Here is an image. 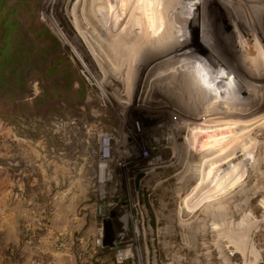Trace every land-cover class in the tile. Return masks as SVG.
Listing matches in <instances>:
<instances>
[{
	"label": "rangeland",
	"instance_id": "obj_1",
	"mask_svg": "<svg viewBox=\"0 0 264 264\" xmlns=\"http://www.w3.org/2000/svg\"><path fill=\"white\" fill-rule=\"evenodd\" d=\"M91 1L40 2L39 18L59 39L83 86L75 81L79 91L70 99L59 97L44 104L36 103L44 82L34 80L25 107L0 105V164L11 136L25 137L33 162L37 155L42 157L38 150L43 145L46 183L61 184V195L76 198V213L99 232L95 209L99 137L115 134L114 179L107 189L122 198L119 205L127 204L124 209H129V202L139 204L144 224L134 240L137 264H207L226 258L233 248L226 247L227 240L220 239L225 244L221 249L213 233L186 236L192 227L206 225L210 230L202 205L211 193L229 201L233 226H251L244 236L247 244H242L251 255L246 264L259 259L264 264V75L252 65L249 69L236 65L227 51L221 59L209 50L217 59L212 64L226 68L217 75L206 65L209 58L193 45L198 14L203 25L205 19L213 23L209 10L217 6L233 45L248 49L253 43L254 67L264 69V0H126L121 15L111 13L106 20L86 11ZM178 26L181 30L185 26L182 33ZM236 27L244 33L242 38L234 35ZM160 34L167 38V47L154 50L151 44ZM125 148L133 155L125 154ZM129 160L126 167L118 165ZM209 164L222 175L209 180L205 174L201 187L206 192L200 194L189 170L194 165L213 167ZM28 167L34 184L36 166L31 162ZM70 183L72 190H66ZM200 200L201 205L194 206ZM124 209L108 210L117 228ZM105 250V260L116 261L115 249ZM197 252L204 254L200 261ZM230 257L241 263L239 254Z\"/></svg>",
	"mask_w": 264,
	"mask_h": 264
},
{
	"label": "crops",
	"instance_id": "obj_2",
	"mask_svg": "<svg viewBox=\"0 0 264 264\" xmlns=\"http://www.w3.org/2000/svg\"><path fill=\"white\" fill-rule=\"evenodd\" d=\"M29 151V142L25 137L14 135L6 139L5 162L1 163L3 165L0 164V207L3 209V214L0 216V264H117L116 261L110 263L105 260L108 259L107 250H105L107 246L97 245L99 232L94 229L93 225L87 224L85 217L76 213L77 199L72 196L64 198L61 195L64 188L61 184L46 183L43 145L41 150H38L39 153L41 151L42 157L37 155L35 162L29 160V153L32 152ZM31 162L34 163L36 168H33L37 171V182L34 184L30 183L29 176L31 171L29 172L28 166ZM200 166H196L197 172L191 173L189 170L190 176L197 173L194 175L196 182L201 183L197 187L210 177L211 170L217 169L211 164L209 166L213 167ZM187 180L188 177L184 183ZM72 187L70 183V187L66 190H72ZM198 189L195 190L200 194H205V188L199 187ZM50 191L58 193L50 194ZM33 192L37 193V197H33ZM213 196L218 197L215 193H211L202 205L205 211L208 208L212 212L211 217V214H208L210 212L206 211L208 214L206 216L211 222L210 227L208 226L210 230H206V225L197 226L189 228L185 235L189 239L198 238L203 232L213 233L216 238L215 242L220 243L221 249L225 247V244L221 242L223 239L227 240L226 247H233L230 249L231 253L225 254L226 258L216 259L214 263L207 264H233L230 256L235 253L240 255L241 263L234 264H246L247 255L249 254V258L251 255L248 253V246L242 244L245 241L247 244L244 236L251 226H240V229L239 226H233L232 221L228 220L230 216L232 217L228 207L229 201L223 200L221 196L219 197V202L222 203L220 207L214 204L211 206L207 202ZM199 204L201 205V200L194 206ZM214 206L215 209L212 208ZM216 207L220 208L219 213H216ZM223 210L226 211L225 215L222 213ZM118 220L120 226L118 228L114 226L116 242L122 229V221L119 218ZM110 248L114 249V247ZM193 248L196 247L193 246ZM196 254L198 255L197 261H200V255L204 254L200 252ZM217 260L221 263H215L218 262ZM259 263L260 259L255 264Z\"/></svg>",
	"mask_w": 264,
	"mask_h": 264
},
{
	"label": "trees",
	"instance_id": "obj_3",
	"mask_svg": "<svg viewBox=\"0 0 264 264\" xmlns=\"http://www.w3.org/2000/svg\"><path fill=\"white\" fill-rule=\"evenodd\" d=\"M41 1L0 0V105L5 107H25L34 80L44 82L36 100L44 104L59 97L70 99L79 91L75 81L83 86L59 39L39 18Z\"/></svg>",
	"mask_w": 264,
	"mask_h": 264
},
{
	"label": "bare ground",
	"instance_id": "obj_4",
	"mask_svg": "<svg viewBox=\"0 0 264 264\" xmlns=\"http://www.w3.org/2000/svg\"><path fill=\"white\" fill-rule=\"evenodd\" d=\"M128 1V0H127ZM129 1H131V0H129ZM203 1V0H202ZM99 1H97V0H92L91 2H90V7H89V10H87L86 9V11H88V12H92V13H98L99 14V16L97 15H95L96 17H98L99 19L102 17V19H104L105 17H108V15L109 14H111V13H115V14H118L119 16L121 15V13H122V9H121V6H123L124 5V2H126V0H102V2H100V3H98ZM113 2H115V3H113ZM194 2V1H193ZM89 3V2H88ZM112 3V4H111ZM213 3H215V2H213ZM205 4V3H204ZM184 11V10H183ZM211 11H213V12H211ZM209 10V15H210V18L212 19V21H213V23H211L210 22V20L209 19H205L204 20V25H203V22L202 23H200V18H199V14H198V16H197V20L196 19H194V17H193V13H191V15L190 16H192V20L190 19V21L191 22H194L193 21V19L194 20H196L197 21V28L194 26V38L195 39H193L194 41H196L195 43L193 42V45H198V48H201V55H203V56H207L209 59H207V61L206 62H208L206 65L207 66H209V67H211V68H213L214 69V71L216 72V74L217 73H222V72H224V71H221V70H224V69H226V68H221L220 66H218V65H213L212 64V62H214V60L216 61L217 59H215L216 57H214V56H217V57H219V58H221V59H225V53H224V51H227V55H229L230 57H231V60H233L235 63H236V65L238 64V65H240V64H242V67L241 68H248L249 69V67L251 68V65L253 66L251 69H253L254 68V70H257L259 73H260V75H264V69H262V70H260V69H256L254 66V62H253V60H254V58L256 57V55H257V52H256V50H255V47H254V44L252 43V47H251V45L250 46H248L247 45V47H248V49L247 48H243L242 46H241V48H238L237 46H235V45H233V43L231 42V39H230V37L227 35V33L225 32V30H224V28H223V24H222V21H223V17H222V15H221V13L219 12V10H218V8H217V6L216 7H212V10ZM192 12V11H191ZM182 14V13H181ZM180 16V15H179ZM178 16V17H179ZM189 16V17H190ZM208 16V15H207ZM177 17V18H178ZM188 17V18H189ZM177 18H175V19H177ZM181 18V17H180ZM185 18V17H184ZM183 18V19H184ZM107 19V18H106ZM106 19H104V20H106ZM182 19V18H181ZM187 19V18H186ZM218 20H220V22L218 21ZM99 21V20H98ZM103 20H101V22H102ZM184 22V21H183ZM97 23V22H96ZM189 23V22H188ZM185 24H187V22L185 23ZM191 24H193V23H191ZM190 23L189 24H187L188 26H190L191 25ZM163 25V24H162ZM165 25V24H164ZM186 25V26H187ZM193 27V26H192ZM204 27H205V29H204ZM178 29L181 31V33H182V31L185 29V26H183V29L181 30L180 28H179V26H178ZM178 29H176V30H178ZM163 30V29H162ZM188 30H189V27H188ZM199 30V31H198ZM166 31V30H165ZM179 31V32H180ZM193 31V30H192ZM168 32V31H167ZM200 34H199V33ZM163 33V32H162ZM177 33V32H176ZM185 33H186V31H185ZM192 33V32H191ZM165 34V33H164ZM190 35V34H189ZM234 35H236L237 36V38L239 39V38H242V35H244V33L239 29V28H234ZM160 36V39H158L157 41H154L151 45H153L152 47H154V50L156 49V48H160V47H162V48H166L167 47V43H168V40H167V38L165 37V35H163V34H160L159 35ZM204 36V37H203ZM185 37V36H184ZM201 37V38H200ZM171 38L173 39V36H171ZM197 38V39H196ZM175 39V38H174ZM207 39V40H206ZM218 39H219V41H218ZM213 40H215V43L213 44H211V42L213 41ZM245 40V39H244ZM173 40H171V42H172ZM188 41V40H187ZM186 42V41H185ZM207 42L211 45H208L207 44ZM219 42H220V44H219ZM245 42H246V40H245ZM174 43V42H173ZM192 43V42H191ZM185 44V43H184ZM247 44V43H246ZM192 45V44H191ZM175 46H176V44H175ZM209 46L211 47V49L209 48ZM246 46V45H245ZM156 47V48H155ZM177 47H178V45H177ZM188 47V46H187ZM213 47V48H212ZM229 47V48H228ZM233 47H234V49H233ZM249 47H251V48H249ZM197 48V47H196ZM197 48V49H198ZM223 48L225 49V50H223ZM226 48H227V50H226ZM175 49V48H174ZM153 50V51H154ZM157 50V49H156ZM169 50V49H168ZM176 50V49H175ZM209 50H210V52L214 55V56H212V55H210V52H209ZM198 51V50H197ZM234 52H235V56H233L234 55ZM255 52V53H254ZM170 53V52H169ZM179 54V53H178ZM171 55V58H175V56L173 55V53L172 54H170ZM226 55V56H227ZM179 56V55H178ZM228 56V57H229ZM180 57V56H179ZM185 58V57H184ZM202 58V57H201ZM194 61V60H193ZM204 61V60H203ZM232 61V62H233ZM238 61H240V62H238ZM178 63V62H177ZM231 63V62H230ZM202 64V63H201ZM204 64V63H203ZM209 64V65H208ZM208 67V68H209ZM178 68V67H177ZM207 68V69H208ZM231 68V67H230ZM233 70V69H232ZM202 71V70H201ZM227 72V71H226ZM255 72V71H254ZM258 72H257V74H258ZM185 73V72H184ZM199 73V72H198ZM255 74V73H254ZM200 75V74H199ZM212 75V74H211ZM218 75V74H217ZM201 78H203V77H201ZM218 78V77H217ZM221 78V77H220ZM207 79V78H206ZM203 80V79H202ZM191 81V80H190ZM193 81V84H194V80H192ZM230 81V80H229ZM195 85V84H194ZM194 85L192 86V87H194ZM235 91V90H234ZM114 143L116 144L117 142H116V140L114 141ZM110 143H107V145H109ZM115 144H114V146H115ZM113 150V151H112ZM112 150H111V152H113L114 154H115V152H116V149H114V148H112ZM121 153V152H120ZM132 153V152H131ZM248 154V153H247ZM212 162V161H211ZM210 165V164H209ZM198 166V165H197ZM192 167V166H191ZM197 167L194 165V167H192V170L191 171H196L197 172ZM212 171V170H211ZM205 172V171H204ZM209 173H213V174H210V177H209V180H212V178L215 176H218L220 173H217V171L216 170H214L213 172H209ZM193 175H197V173L196 174H193ZM221 175H222V173H221ZM207 180V179H206ZM218 182L217 183H219V180L220 179H216ZM221 181V180H220ZM208 183V182H207ZM217 183H215V184H217ZM201 184V183H200ZM200 184H198V185H200ZM220 184V183H219ZM201 187V186H200ZM245 188V187H244ZM198 189V188H197ZM201 189V188H200ZM200 189H198V191H200ZM206 189V188H205ZM197 191V190H196ZM201 191H202V189H201ZM204 191V190H203ZM212 194H214V193H212ZM203 198H204V196H203ZM246 198V197H245ZM206 199V198H205ZM195 200V199H194ZM204 200V199H203ZM219 200L220 199H218V197L216 198V197H211V198H209V200H208V202L207 203H209L211 206L214 204V205H219V207H220V204H222V203H220L219 202ZM196 201V200H195ZM193 202V201H192ZM205 202V201H204ZM217 202V204H215ZM206 203V204H207ZM204 204V203H203ZM224 205V204H223ZM227 206V205H226ZM229 206V205H228ZM204 206H202V208H203ZM206 207V206H205ZM219 207H216L217 209H216V213H219ZM186 208V207H185ZM210 208V207H209ZM212 208H214L215 209V206L214 207H212ZM205 209V208H204ZM208 209V208H207ZM206 209V211L208 212L209 211V209L207 210ZM222 209H224V208H222ZM211 210V209H210ZM205 210H204V212H206ZM212 211V210H211ZM218 211V212H217ZM207 212L205 213V214H207ZM210 212V211H209ZM226 213V211H222V213L225 215V213ZM212 212H210V213H208V214H211ZM213 213H215V212H213ZM207 214V215H208ZM222 214V215H223ZM214 215V214H213ZM210 216V215H209ZM220 216H221V214H220ZM211 217H212V214H211ZM223 218V217H222ZM221 218V219H222ZM218 219H216V221H217ZM201 230V229H200ZM221 234H223V233H221Z\"/></svg>",
	"mask_w": 264,
	"mask_h": 264
},
{
	"label": "built area",
	"instance_id": "obj_5",
	"mask_svg": "<svg viewBox=\"0 0 264 264\" xmlns=\"http://www.w3.org/2000/svg\"><path fill=\"white\" fill-rule=\"evenodd\" d=\"M139 129V127H138ZM115 134H108L104 132L99 137V148H98V160L96 162V179H97V196H96V213L99 217L100 227L99 235L97 239V245L100 247L104 246V235H105V220L108 219L109 208L122 206L124 209L127 204H120L122 198L116 195H111L107 189V184L114 179V170L112 168V161L114 153L111 152L112 148L115 149L114 141L116 138ZM107 143H110L107 145ZM113 151V150H112ZM125 154L132 156L133 154L128 149H124ZM128 163H118L121 167H126ZM129 168V166L127 167ZM129 209H124V214L119 217L122 221V229L119 232V237L114 246L115 257L118 264H137L139 257V250L134 240L137 239L142 231L141 227L144 224L143 214L139 210V204L129 202ZM2 210L0 207V216Z\"/></svg>",
	"mask_w": 264,
	"mask_h": 264
},
{
	"label": "water",
	"instance_id": "obj_6",
	"mask_svg": "<svg viewBox=\"0 0 264 264\" xmlns=\"http://www.w3.org/2000/svg\"><path fill=\"white\" fill-rule=\"evenodd\" d=\"M104 245L114 247L116 244V232L111 218L105 220Z\"/></svg>",
	"mask_w": 264,
	"mask_h": 264
}]
</instances>
